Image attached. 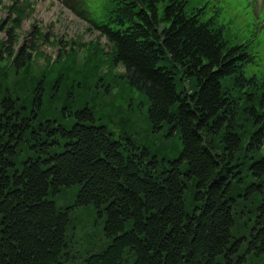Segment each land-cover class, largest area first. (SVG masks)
<instances>
[{"label": "trees", "instance_id": "obj_1", "mask_svg": "<svg viewBox=\"0 0 264 264\" xmlns=\"http://www.w3.org/2000/svg\"><path fill=\"white\" fill-rule=\"evenodd\" d=\"M62 1L94 39L49 38L30 22L21 41L28 0H9L0 18V264H244L246 252L264 254V75L244 72L253 43L231 41L207 2L98 0L96 12L89 0ZM43 43L60 46L54 57ZM98 93L101 111L118 93L125 111L145 109L176 155L114 139L87 101ZM74 184L72 205L103 218L96 252L70 248V206L47 197ZM238 199L255 211L236 234Z\"/></svg>", "mask_w": 264, "mask_h": 264}, {"label": "rangeland", "instance_id": "obj_2", "mask_svg": "<svg viewBox=\"0 0 264 264\" xmlns=\"http://www.w3.org/2000/svg\"><path fill=\"white\" fill-rule=\"evenodd\" d=\"M28 1L30 3L31 14L22 22L21 41L24 39L29 40L31 36L29 32L26 33L27 29L30 28V22H34L36 26L42 27L44 32L48 33L49 38L51 35L55 37L60 35L63 38L62 41L68 38H75L77 35H80L83 40H91L99 33L98 30L89 24L86 18L79 17L62 0ZM67 1L72 2L73 0ZM204 2L219 9L218 20L220 23L227 24V27L232 32L226 29L231 41L244 43L248 40L253 43L250 44L249 48L257 51V57L255 61L246 64L244 67L245 74L247 76L264 75V0H193V3L196 5ZM6 4H9V0H0V18L4 17L7 19L11 15L4 8ZM101 4L105 5L107 2L104 1ZM90 8L96 12L101 11V5L98 0H89L88 9ZM255 9L258 10V15L255 13ZM232 34L237 37V41L233 38ZM249 35L250 37L245 39ZM252 35H258V43H255L256 39L251 37ZM0 37H4L2 30H0ZM102 40L104 41L103 38ZM59 47L57 44L49 45L48 43H43L41 49L43 52L54 57ZM36 64L39 66L45 63L37 60ZM94 70L102 73L105 71V68L95 67ZM120 71L121 68L115 69V72ZM81 79L82 85H88L90 91L92 79L86 77L84 74H81ZM65 81L69 85L70 78L67 77ZM74 85L77 84L74 83ZM82 91H84L83 87ZM97 97H102V95L98 93L95 98H88L87 101L96 110L93 111L95 117L107 125L114 139H120L121 136L127 137L139 149L146 147L151 153L166 155L169 158L176 155L178 148L177 141L161 136L159 132H152L146 120L145 109L140 110L141 108L135 105L133 111H125L123 94L118 93L114 97L111 96V98L106 99L105 105H110V110L107 111L105 109L101 111L96 107ZM57 103L61 105L60 102ZM77 107L78 104L76 103L73 108ZM117 109L121 111H117ZM78 188V184L63 187L59 192L54 194L50 192L47 197L55 202L57 208L70 206L67 210L69 222L66 227V235L70 248L82 254L85 252H96L100 246L103 218L95 211L92 204L83 206L72 205ZM232 192L236 196V186H234ZM237 201V214L240 213L242 215L240 224H236L235 226L236 234H239V232L243 231L242 220L254 216L255 208L250 206L245 199H238ZM244 264H264V254L255 256L254 254L251 255V251L246 252Z\"/></svg>", "mask_w": 264, "mask_h": 264}]
</instances>
